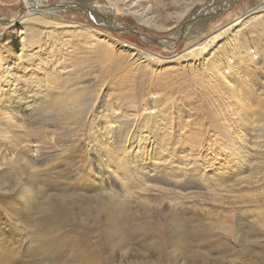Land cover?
<instances>
[{
  "label": "rangeland",
  "instance_id": "374dc122",
  "mask_svg": "<svg viewBox=\"0 0 264 264\" xmlns=\"http://www.w3.org/2000/svg\"><path fill=\"white\" fill-rule=\"evenodd\" d=\"M156 1L150 0L154 13L163 19L194 1L192 10L207 4L202 31L164 46L155 38L176 28L139 25L120 2L111 13L93 1L70 0L60 14L20 17L23 0H0V35L16 26L18 43L23 23H33L36 35L45 26L38 40L45 52H57L47 54L48 61L62 77L82 70L81 81L66 84L75 90L85 83L78 101L89 100L88 109L64 100L59 110L34 111L29 136H0V264H264V118L255 121L264 115V0ZM246 10L251 14L244 23L235 24ZM233 41L245 61L231 54ZM195 46L203 63L191 65L193 52L180 63ZM15 51L19 82L25 71L27 78L43 71L39 64L25 68L24 54ZM142 52L155 58L145 61ZM223 54L242 64L235 85L208 73ZM241 103L255 110L243 131L249 155L240 140L225 137L227 130L234 134L233 109ZM74 107L78 112H62ZM163 114L173 138L160 142L149 167L140 158L152 156V146L140 152L137 145L141 136L153 142L147 124L162 127ZM99 124L115 133V145L106 129L101 136Z\"/></svg>",
  "mask_w": 264,
  "mask_h": 264
},
{
  "label": "bare ground",
  "instance_id": "6f19581e",
  "mask_svg": "<svg viewBox=\"0 0 264 264\" xmlns=\"http://www.w3.org/2000/svg\"><path fill=\"white\" fill-rule=\"evenodd\" d=\"M23 1H24V7L22 8L23 15L20 17L29 16V14H32V13L35 15L41 14L40 11L43 12V10H46L48 14H55V13L60 14L61 12H63V10L66 7L72 6V5H69L70 0H61V1H58L55 3H50L48 0H23ZM89 1L90 2L93 1V2L97 3L98 6L101 7V10L103 9L105 12H109V13H111L113 11V6H115V3L120 2V3H122L121 8L123 7V9L125 11H127L128 13H132L137 18L139 25L141 23H143L145 25H152L158 29H163V30H173L174 28H176L175 31H172V33H170L165 38H155L156 42H158L159 44H163L164 46H173V44L176 43V41L180 37H188V36L199 34V32L202 31L201 28L203 27V24L205 23L204 20L207 19V15H208V11L206 10V9H208L207 4L201 5L200 8L199 7L196 8V6H195L194 7L195 9L192 10V6H194L196 4L195 1L193 2L192 5H190L191 8L189 6H186L182 10H180L179 13H178V11H176V13L178 15L176 14V16L174 15V17L173 16L169 17V19L168 18L163 19V18L157 17L154 13V7L151 4L150 0H109V1H107V0H89ZM200 1L205 2V0H200ZM156 2L161 3L162 0H158ZM71 3L77 4L78 2L77 3L71 2ZM225 3H226V1H225ZM92 4H94V3H92ZM226 5H222L221 7L225 8ZM220 11H222V9H220ZM259 11H260V13L264 12V5L259 8ZM186 12H189V14L187 15V17L185 19H183ZM249 12L250 11L246 10V12L243 13L244 15H242V17L239 18L235 22V24H237V23L243 24L245 21L244 18L248 17L251 14ZM218 13H220V12H218ZM211 17H214V15H212ZM16 21L13 23H16ZM262 22L264 23V20ZM259 23H261V22H259ZM113 24H116L114 20H113ZM80 26H82V24ZM14 27H16V26H13V28H12V26H10L8 29H6L0 35V136L7 139V140H9V138H11V137L22 138L24 136L30 135V129H31L32 123H29V122H31V120L29 121L28 118H30L31 113H33L36 110L43 111V109L45 107H46V109H48L51 106H55L56 109L59 110V107L64 108L65 107L64 105H67V104H69L70 106H73V102H75V101L79 102V104L77 105L79 110H81L82 107H85V109H88V105H89L88 98L86 100L84 99L83 102L78 101V100H80V98L83 95H85V94L82 95L81 94L82 92L80 93V90L88 89L87 86H84L85 83L84 84L80 83L81 85L77 86V87L75 86L76 87V89L74 88L75 90L68 89L70 87L67 88L68 85L66 84V81L69 79H76L77 80L76 82L81 81L82 80V77H81L82 73H80V72L82 70L78 69L77 71H75V76L73 78L68 77V76L62 77L59 69L56 66V64L48 61L47 56L48 55L52 56L53 53L56 54L57 52L54 50L53 51L50 50V51L45 52L43 50L44 47L41 45L40 41L38 40V35L46 34L45 31H47V30L44 29L45 26H43L42 29H40L42 31H40L36 35L37 28L34 26L33 23H28V22L23 23L22 28L24 29V31L22 33H24V37L21 40H19L18 43H17V39H16V35H15L16 32H15ZM85 28H86L85 31H89L90 33L92 31H94L93 29L89 30V28H87V27H84L83 29H85ZM232 28H233V26L231 25L228 28V31L230 32V30ZM228 31H226L227 34H228ZM51 32H53V31H51ZM46 36L48 37V40L49 39L52 40V36L50 35V32ZM235 36H237V34ZM106 37L114 45H116V44L120 45L119 40L114 39V37L113 38H110L109 36H106ZM147 37H145V38H147ZM250 41L251 40L244 42V43H249ZM257 44H259V41L257 42ZM241 45L247 46V44H243V43H241ZM255 45H256V43H255ZM15 46H17V47H15ZM121 46L123 48H126L128 51H131L132 55L139 54L140 50L131 43H127V42L123 41ZM236 46H237V42L233 41L231 44V47H233L230 51L231 54H233V56H236V58H238L239 60L245 61V60H243V58H241V57H243V53L240 50V47H236ZM253 46H254V44H253ZM15 48L18 51L17 52L18 55L20 54V56H21L24 54L22 58H24V61H25V68H30L32 65L39 64L43 71L40 72V71L35 70V72L32 73L31 75H29L28 78L25 77L26 74H28L25 71L23 74L24 83H23V81H22V83L19 82V79L22 76L21 77L19 76L21 71L17 70L16 67L14 66L15 54H16ZM193 48L194 49H192V50L186 52L184 55H181L178 57V60L180 61V63H182V61L184 63L189 61L190 60L189 57L191 56V54H189V53H191V52L195 53V56L197 57L196 59L193 60V62L191 61L192 62L191 65H193V66H194V64L196 65L197 61H199V65L203 63V60H201V54L202 53H201V51H199V49H201V48L196 47V46ZM245 48H246L245 50H248L249 46L245 47ZM34 51H37V53H36V55L38 56L37 58L32 57V55L34 54L33 53ZM26 52H27V54H26ZM252 52H254V53L256 52V54L258 53L255 48ZM142 53L144 55H143V57H140V58L144 59L145 61L151 62V60L155 58V56L150 52L149 53L148 52H142ZM216 59H219L220 61L218 60L219 62L217 64V66H215V65L211 66L210 65L208 67V73L211 74V73L217 72L216 73L217 77L220 78L221 82L230 86L232 83H234V82H232V80H234L235 70H237L238 66H240L241 63L239 61H236V60L234 61L233 60L234 57L233 58L228 57L225 54L221 55L220 58H216ZM216 59L214 58V60H216ZM52 60L55 61V59H52ZM231 60H233V66H232ZM240 68H238V69H240ZM34 74L40 76V79H38V78H36V80L30 79ZM25 78H27V79L25 80ZM235 83H234V85H235ZM68 84H70V83H68ZM246 85H247V83H246ZM56 87H60L59 90H57ZM89 87H90V85H89ZM215 89H216V87H215ZM213 90H214V88H213ZM64 100H66V102L63 105L62 102ZM249 105L245 106V104L241 103V104L237 105V108H235V109L232 108L233 111L235 112V115L233 118H234V122L236 123V128L235 127L233 128V132L231 133V134L234 133L233 135H230V132H228L229 130H227V133H225V134H227V136L225 135V137L230 139L233 144L236 143V141L240 140L239 142H240V145L243 147L244 154H246L248 151V147H247L248 145L247 144H249L248 141L250 138L247 137L248 133L244 134L243 131H244V129H245V127L249 121L252 123V119H254V116H255L254 115L255 110H252L251 107H249ZM71 111H72V113L78 112L77 108H75V107L70 109V110L64 109V111H62V112L70 113ZM35 113H37V112H35ZM257 115L258 116L255 120L256 122H259L262 118H264V115H261L259 113ZM230 119L228 121H230ZM159 121H161L159 124L162 125V127H158L156 122H154L153 124L148 123L147 127H146V129L148 130L147 131L148 135L151 137V139H153V142L156 141L155 144H153L152 141L149 142V140L147 138H144V136H141V139H140L141 144L137 145L138 148L143 147V149H141L140 152H143L144 149H147L149 146L150 147L152 146V148H153L152 149V152H153L152 156L145 157V155H144L142 158H140V161L144 165L146 164L149 167H155V163H154V161H152V158H154L155 157L154 154L158 153L160 151V149L162 148V146H160V142H163L165 144H169L171 138H173V135L171 134L172 132L168 130V129H170V126H168V118L163 114V115H160ZM225 122H227V121H225ZM231 124H233V123H231ZM39 125L37 126V128L40 129ZM256 125H258V124H256ZM100 126H101L100 128L102 129L101 130V132H102L101 136L103 137V135L105 134V129H106V134H108L107 135L108 143L110 140V142L112 141V143H114L112 145H115V141H113L115 139V133H113L112 130H108V128L105 127L106 124H103ZM223 126H226V125H223ZM43 128H44V126H43ZM154 145H158V147H155ZM115 148H116V146H115ZM237 148H235V149H237ZM246 155H249V154L247 153ZM244 159H245V157H244Z\"/></svg>",
  "mask_w": 264,
  "mask_h": 264
}]
</instances>
